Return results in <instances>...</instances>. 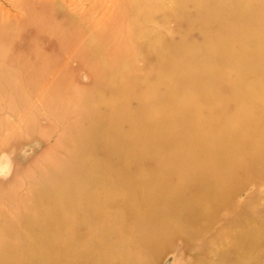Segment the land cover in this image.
<instances>
[{"label":"bare ground","instance_id":"bare-ground-1","mask_svg":"<svg viewBox=\"0 0 264 264\" xmlns=\"http://www.w3.org/2000/svg\"><path fill=\"white\" fill-rule=\"evenodd\" d=\"M165 1L114 0L86 36L58 0L0 21V113L18 115L0 118V146L56 134L0 184V264H161L172 249L170 264H264V189L237 201L264 183V0ZM27 27L90 82L37 38L14 47Z\"/></svg>","mask_w":264,"mask_h":264},{"label":"rangeland","instance_id":"rangeland-1","mask_svg":"<svg viewBox=\"0 0 264 264\" xmlns=\"http://www.w3.org/2000/svg\"><path fill=\"white\" fill-rule=\"evenodd\" d=\"M44 1L51 2L52 0ZM58 2L62 10L59 12V18L63 17V15H71L82 27L83 36L106 27L114 17L113 13H115L113 7L114 0H58ZM21 3V0H0V21L3 19L6 21L19 22L24 16ZM165 4L170 5V1L166 0ZM160 20L159 14H156L151 24H160ZM71 25L72 24H69L68 26L70 27ZM176 28L179 32L190 31V27L185 23H181V27L179 28L174 25L172 29L177 31ZM178 34V32L175 33V38H178ZM28 36L30 38H37L39 40L38 48H40L44 54L54 57L55 67L60 69L67 68L77 85L85 86L90 82L89 71L84 61H81L77 56H71L70 48L59 44L54 36L45 35V33L34 35L33 28L27 27L21 33V36L16 39L14 47L17 49L25 48L29 38ZM78 38L81 39L82 36ZM145 58L149 60V62L151 61V64H154L155 61L151 54L146 53ZM139 60L142 61V59ZM0 118L9 119L12 121L11 123L16 124L18 115H11L5 112L0 113ZM36 124L44 127L47 124V120L45 117H38ZM55 141L56 134L42 136L30 132L29 135L19 137L17 140L10 141L6 145L0 146V184L12 181L15 177L21 176L23 171L29 169L36 160H39L41 156L52 147ZM144 161L146 164L151 163L150 158H145ZM257 189H264V183H260L257 186L251 185L244 187L237 194V201L242 202ZM176 251V249H172L164 253L160 260L161 264H170L172 259L176 257V255H174Z\"/></svg>","mask_w":264,"mask_h":264}]
</instances>
